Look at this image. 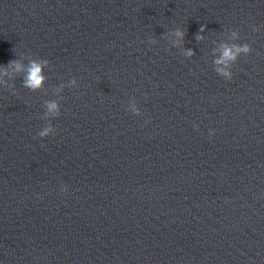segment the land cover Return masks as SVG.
<instances>
[{
    "label": "clouds",
    "instance_id": "9594fccd",
    "mask_svg": "<svg viewBox=\"0 0 264 264\" xmlns=\"http://www.w3.org/2000/svg\"><path fill=\"white\" fill-rule=\"evenodd\" d=\"M253 31H259V28L252 26ZM206 31V26H201L199 31L196 34V39L198 41L204 39V33ZM186 31L181 28H176L172 31L165 33L166 38L169 36L175 37L171 41V45L176 48L182 49V55L191 58L196 53L192 49H183L182 44L184 42V37ZM229 42H223L219 45L218 48L213 49L212 55L214 71L219 75L225 78L226 80H231L233 78L232 68L236 64L240 56H247L253 51L252 46L245 42L243 44L236 43L240 39V34L236 30H231L228 34ZM150 45L158 43L154 38H149L147 41ZM27 59V63H25ZM50 62L47 59L33 58L31 56L21 55L20 59H13L8 62L6 66H0V86L5 88H11L14 90V84H10L9 81L15 80L17 76L22 77V86L31 92H43L47 94L45 84L47 81V76L45 75V69L50 68ZM7 78V79H5ZM65 87H78L77 80L72 78L68 81V84H61L54 88V92L57 96L63 92ZM62 99V97H61ZM44 112L42 119L47 123L45 126L38 131L37 136L40 138H45L56 133V129L52 124V119L57 118L61 114V106L59 99L45 100L44 101ZM127 110L133 113L136 116H141L143 113L140 108L137 106L135 99L131 100L127 106ZM210 134H215L214 131H210ZM62 193L68 192V186L62 185Z\"/></svg>",
    "mask_w": 264,
    "mask_h": 264
}]
</instances>
